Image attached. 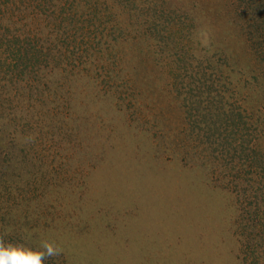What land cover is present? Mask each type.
<instances>
[{
	"label": "rangeland",
	"instance_id": "1",
	"mask_svg": "<svg viewBox=\"0 0 264 264\" xmlns=\"http://www.w3.org/2000/svg\"><path fill=\"white\" fill-rule=\"evenodd\" d=\"M256 1L0 0V243H51L43 264H263L237 235L236 178L181 157L189 120L167 104L179 76L193 115L239 105L258 173Z\"/></svg>",
	"mask_w": 264,
	"mask_h": 264
},
{
	"label": "trees",
	"instance_id": "2",
	"mask_svg": "<svg viewBox=\"0 0 264 264\" xmlns=\"http://www.w3.org/2000/svg\"><path fill=\"white\" fill-rule=\"evenodd\" d=\"M263 1L264 0L256 1V3H260L256 6H261L258 17H264ZM263 26L264 23L258 27L261 28ZM257 38L260 39H256L254 42L256 48L254 53L255 64H257L259 75H261L262 72L264 75V65L260 74L259 65L262 61L258 59V56L263 55L264 57V34ZM261 40L263 45L261 44ZM257 61L259 62L257 63ZM201 70L203 71L204 68L202 67ZM180 82H183V80L178 76L175 77L171 83L167 84V88H170V92H168L169 101H167V104L171 102L172 108L183 117V120H189L187 121V127L180 135V141L184 145L183 150H188L190 155L185 152L181 154V157L184 159L187 157L191 162L209 157L214 162H217V167L224 169L223 172L236 178H228L227 180L233 181V183L230 184L236 199V224L237 230H239L237 235L245 238L247 242H251L256 248L259 247V254L264 257V188L262 185V181H264V166L257 167L255 165L258 173L253 171V162L260 161L261 157L257 156L259 153L258 147L255 143H252L255 135L248 126L247 115L239 105H229L226 96L220 93L218 100L211 97L212 101H209L213 104L209 106L205 104L195 116L192 113V109L200 100L191 101L192 99H190L187 93L178 91L177 87H181ZM176 92L178 95H175ZM205 115L207 116L208 122L215 120L213 123L214 125L206 128L209 133L200 132L199 130L195 133L194 123L196 119ZM165 126L170 128L167 123L164 127ZM188 132L190 139L188 136L186 137V133ZM190 132L193 137H191ZM193 141L201 145L196 148V152L190 149ZM176 148L179 150L178 144ZM241 172H245L244 175H246L247 178L245 177V179H243V173L241 174ZM254 178H257V182H253ZM256 248H254V250ZM248 254L250 256V253Z\"/></svg>",
	"mask_w": 264,
	"mask_h": 264
},
{
	"label": "clouds",
	"instance_id": "3",
	"mask_svg": "<svg viewBox=\"0 0 264 264\" xmlns=\"http://www.w3.org/2000/svg\"><path fill=\"white\" fill-rule=\"evenodd\" d=\"M42 248L44 251L0 243V264H43L46 257L55 256L60 251L48 242H44Z\"/></svg>",
	"mask_w": 264,
	"mask_h": 264
}]
</instances>
